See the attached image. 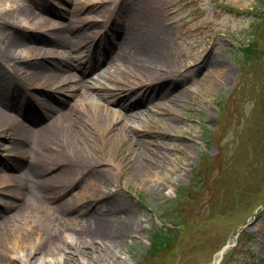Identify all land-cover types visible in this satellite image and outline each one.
Segmentation results:
<instances>
[{"label":"rangeland","instance_id":"1","mask_svg":"<svg viewBox=\"0 0 264 264\" xmlns=\"http://www.w3.org/2000/svg\"><path fill=\"white\" fill-rule=\"evenodd\" d=\"M110 2L0 0V57H19L0 58V91L42 124L43 114L76 110L74 146L92 163L66 164L57 193L28 194V145L15 123L0 122L1 264H264L263 11H255L256 0H119L103 26ZM25 8L33 11L28 19ZM73 9L96 22L101 38L68 53L52 38ZM252 35L262 56L245 63L238 49ZM135 36L166 50L167 88L138 73ZM53 50L72 67L62 73L65 88H50L55 99L40 100L46 79L35 83L34 72ZM87 86L109 88L108 97L80 96ZM44 165L48 178L52 162ZM198 173L203 184L182 205L173 248L142 259L149 234L169 224L161 210ZM9 174L21 178L8 181ZM102 227L112 230L106 239L96 233Z\"/></svg>","mask_w":264,"mask_h":264},{"label":"bare ground","instance_id":"2","mask_svg":"<svg viewBox=\"0 0 264 264\" xmlns=\"http://www.w3.org/2000/svg\"><path fill=\"white\" fill-rule=\"evenodd\" d=\"M119 7V0H111L109 7L106 8L108 10L105 17L106 19H102L101 21L103 26L106 25L111 17H114L118 13ZM78 11V9H73L68 13L70 19L69 23L60 25L52 38L56 47L66 48L68 53L74 51L76 48L84 47L87 42L90 41L89 39L94 35H98V31L95 30L96 22L87 19L86 16H79ZM21 14L24 18L28 19L29 16H32L33 11L29 8H25ZM99 38H101V36ZM138 38L139 36L134 37L139 43L142 41L138 48L139 58L135 61L136 68L139 70L138 73L148 75L154 81L158 80L156 82L165 84L167 88L172 81L170 80L171 73L165 69V60H167L166 50L161 45L153 46L148 40ZM33 49L43 51L44 47L33 46ZM55 53L56 57H52ZM48 54L51 56V60L45 59L42 64L36 66L37 71L34 72L33 80H35V83H42V79H46L43 87H46L47 90L43 88L38 89V91H42L43 95L38 98L40 100H43L44 97L53 98V95L51 96L49 94L50 92L53 93L51 89L62 90L66 87V85L62 84L61 77L64 80L67 75L64 74L62 76V73L68 71L72 67L67 58L63 59L56 50L48 52ZM0 58L6 63L14 59H19V57L16 58L10 52H2ZM15 67L17 69L22 68L20 65ZM222 68H224L223 65ZM21 71H27V69ZM222 74L225 78H229V76H231L230 69H225ZM81 80L84 81L83 79ZM112 80L116 84L121 81L116 74L113 75ZM155 84L157 83L152 82L151 84H148V86L143 87L142 90L144 91L141 92L142 95H149V88H151L152 91L154 89L153 85ZM76 90L77 87H74L71 89V92L74 94ZM109 91L110 90L107 87L93 88L87 86L84 91L79 92V95L86 97H88V95L101 98L104 97L105 99L108 97ZM80 104L81 103L78 105L79 109L82 106ZM30 105L28 106L30 107ZM26 107L27 105L25 106V104L23 105L22 103L8 100L7 95L0 91V122L11 121V123H15L12 125L15 127L17 134L23 142L28 145L27 152L31 161L28 163L29 165L26 171L29 173L28 178L31 180V188H27V193L30 194L36 190L41 191L42 195L57 193L60 191V186L57 185V180L62 179L64 173L63 168L67 166L66 164L73 162L74 164L89 165L91 163L88 153L82 154L77 147L74 146V138L77 135L79 122L76 115L77 112L76 110L69 108L62 112L58 110L57 114L52 116L43 114V118L47 121L42 124V120H40L37 115L34 116L33 114H30ZM135 113H143V111H136ZM19 116L22 117V119H19ZM15 147L17 148L15 151L17 153L26 152V150L23 147H20L19 144H15ZM50 161L52 162L51 168H53L54 171L50 177L46 178L42 172L44 169L46 170L48 168L45 167L44 164H47ZM21 164L14 163L10 168L15 169L21 167L22 170ZM20 178L21 176L19 174L8 175V181L16 182ZM48 179H52V184H50ZM111 232L112 230L110 227H102L97 230L96 233L106 239L111 235ZM6 239V233L0 230V246L4 244L2 241H5ZM5 246L8 247V245ZM2 255H6V253L4 251L0 252V264Z\"/></svg>","mask_w":264,"mask_h":264},{"label":"trees","instance_id":"3","mask_svg":"<svg viewBox=\"0 0 264 264\" xmlns=\"http://www.w3.org/2000/svg\"><path fill=\"white\" fill-rule=\"evenodd\" d=\"M257 3L254 5V9L256 12L263 11L264 13V0H256ZM262 16L258 18L257 25L262 22ZM258 27V26H257ZM239 59L242 61L252 63L256 62L261 56L262 52L259 48V42L256 36L252 35L239 47ZM264 55V54H263ZM262 110L264 109V99L261 103ZM203 184V178L200 174H197L196 181L192 182L186 186H180L177 189L176 195L177 198L175 202H171L164 207L159 216L167 220L170 225L164 228H160L158 230L153 231L149 234L150 244L147 247L145 253L142 255V259H147L150 257L156 256L159 252L168 251L173 248L175 241L177 240L181 228L178 227L182 221V211H183V203L185 200H194L195 194L198 188ZM191 189V190H190ZM187 197V199H185ZM242 231L237 234V243L239 240V236H241ZM236 243V244H237ZM233 248V247H231ZM144 257V258H143Z\"/></svg>","mask_w":264,"mask_h":264}]
</instances>
